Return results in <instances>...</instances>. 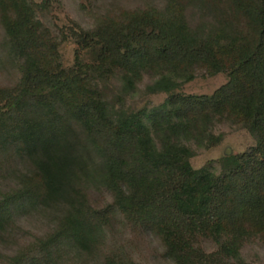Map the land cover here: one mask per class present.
<instances>
[{"label":"trees","instance_id":"16d2710c","mask_svg":"<svg viewBox=\"0 0 264 264\" xmlns=\"http://www.w3.org/2000/svg\"><path fill=\"white\" fill-rule=\"evenodd\" d=\"M47 1L0 0L21 74L0 86V174L16 182L0 196V236L27 210L53 222L8 264H142L104 252L119 214L159 240L164 264H254L241 251L256 239L264 246V0L90 11L93 26L72 29L70 67L59 55L65 36L37 14ZM115 71L124 90L149 76L151 91L168 94L162 107L111 103L100 82ZM199 71L229 80L212 94L185 93ZM223 121L243 124L256 145L220 158V172L195 168L188 142L219 145ZM101 189L112 196L103 206L90 195Z\"/></svg>","mask_w":264,"mask_h":264},{"label":"rangeland","instance_id":"374dc122","mask_svg":"<svg viewBox=\"0 0 264 264\" xmlns=\"http://www.w3.org/2000/svg\"><path fill=\"white\" fill-rule=\"evenodd\" d=\"M41 3L44 0H33ZM147 4L163 5V0H49L45 6L37 7L38 16L55 35L63 34L65 38L59 46L61 63L70 67L76 61L78 43L72 35V29L77 25L84 28L93 26L90 11L105 12L107 9L130 8L145 6ZM83 58L90 60V55L84 51ZM19 63L14 59L8 45L5 29L0 22V86L12 85L20 78ZM229 80L226 73L211 75L199 71L191 81L183 83L182 90L187 94H212ZM152 79L144 75L134 87L124 90L123 75L115 71L100 82L105 97L119 105L118 97H123L124 105L132 110L141 108L148 112L156 111L162 107L168 94L153 92L149 89ZM214 133L222 136L217 146L199 145L188 142L194 151L191 162L195 168L212 166L217 172L221 171L218 160L227 154H237L256 145V138L243 124L229 121L217 122ZM15 174L6 172L0 174V196L11 191L16 186ZM92 201L99 206L112 201V196L104 189L92 190ZM36 210L21 212L15 226L0 236V264H8V257L13 255L22 246L35 242L37 237L45 235L53 226L52 216ZM207 250L214 245L205 242ZM102 247L104 252L114 253L119 256L132 257L142 264H164L162 247L159 240L140 227L129 223L122 215H118L111 225L105 227ZM242 257L254 264H264V246L259 240H252L242 248ZM78 264V262L76 263ZM95 264V263H90Z\"/></svg>","mask_w":264,"mask_h":264}]
</instances>
